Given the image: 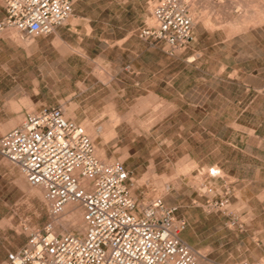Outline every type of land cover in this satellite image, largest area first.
Returning a JSON list of instances; mask_svg holds the SVG:
<instances>
[{
    "label": "rangeland",
    "instance_id": "obj_1",
    "mask_svg": "<svg viewBox=\"0 0 264 264\" xmlns=\"http://www.w3.org/2000/svg\"><path fill=\"white\" fill-rule=\"evenodd\" d=\"M156 1L76 0L79 11L94 23L78 20L74 25L79 26L65 39L52 41L51 33L29 48L13 33L1 35L10 42L5 53V60H11L7 94L15 89L17 93L0 106V135L21 122V111L35 110L37 105L54 103L68 119L79 109L95 119L78 122L95 152L104 161L123 163L134 180L137 200L158 196L178 207L176 214H183L188 223L186 233L197 243L193 248L207 258H200L199 264L260 259L264 256V92L260 91L264 0H193V41L183 51L192 68L182 72L169 65L179 54L169 57L160 44L143 41L154 51L151 58L138 45V31L151 23ZM90 33L96 38H86ZM24 54L26 65L18 73V59ZM59 61L57 77L52 71ZM243 84L253 89L250 98L257 96L244 114L245 106L236 103ZM122 93L125 103L117 104ZM229 157L230 173L217 164ZM209 167H217L230 183L231 209L238 216L235 224L203 208L198 184H211L218 193L223 188L221 179L198 175L197 170ZM43 196L42 189L30 187L15 167L0 158V264H8L10 247L19 250L30 232L48 222ZM69 208L60 217L64 222L69 220L65 215ZM75 209L73 220L81 233V211ZM54 227L55 233H77L75 226Z\"/></svg>",
    "mask_w": 264,
    "mask_h": 264
},
{
    "label": "built area",
    "instance_id": "obj_2",
    "mask_svg": "<svg viewBox=\"0 0 264 264\" xmlns=\"http://www.w3.org/2000/svg\"><path fill=\"white\" fill-rule=\"evenodd\" d=\"M193 0H157L151 23L138 38L160 44L169 57L182 53L193 41L196 25ZM0 36L13 33L33 43L63 25L72 13V0H0ZM0 158L15 167L30 187L43 190L48 222L30 232L8 264H197L207 260L180 237L188 223L163 197L139 201L134 180L122 162L100 160L84 127L65 117L60 107L26 111L21 122L0 135ZM218 178L223 188L204 181L197 192L207 214L220 213L236 223L231 190L217 167L197 170ZM147 198V197H145ZM81 211V233H55L54 221L66 206ZM1 243V238H0ZM235 264H264V256Z\"/></svg>",
    "mask_w": 264,
    "mask_h": 264
},
{
    "label": "crops",
    "instance_id": "obj_3",
    "mask_svg": "<svg viewBox=\"0 0 264 264\" xmlns=\"http://www.w3.org/2000/svg\"><path fill=\"white\" fill-rule=\"evenodd\" d=\"M73 1V7H72V13L70 15V17L67 19V23L65 22L63 25L57 27L55 29V31L52 33V37H51V40L54 41L55 39H59V40H63L65 39L66 37V34L68 32H72V29L73 27H77L79 25H74V23L76 21H86L88 23L89 26H91L94 21L92 20L91 16L88 15V14H85L83 12H80L79 9H78V5H75L76 3V0H72ZM3 9H2V15H3ZM3 17V16H2ZM91 32H93V30H91ZM87 37L86 38H90V39H95V35L93 36L92 33H90V35H86ZM46 37H42V38H38V39H45ZM37 40V39H36ZM138 45L140 47H143V51L146 50V53L147 55L150 54V57L153 58L154 56V51L153 50H149L147 49V46L144 45V42L141 41L140 39L138 40ZM10 48V42H9V39L8 37L6 36H0V106L1 105H5V101L10 99L11 97H13L17 92H15V90L12 91V93L10 95H8L7 93L10 92V85H9V82H11V77H10V63H11V60L8 59V60H5V53L6 51H8V49ZM20 51V50H19ZM21 52V51H20ZM185 52V51H184ZM184 52L180 53L179 55H177V57H175L173 59V61L169 62V65L170 64H173L175 67H178L179 68V72H182L183 70H190L192 68V66L190 65L191 63H188L186 61V57H189L188 56V53L187 54H184ZM25 53V52H24ZM21 58H22V63H21ZM19 61V70H18V73L21 72V70H24L23 68L21 69L22 66L25 67L26 65V55L24 54V56L22 57H19L18 59ZM24 64V65H23ZM151 64H153V62L151 61ZM58 67L53 70V74L56 75L58 77V75H60L61 73V68H59L62 64L61 62H57L56 64ZM128 69L130 68V66L127 67ZM42 73V71H41ZM151 84H153V81L151 82ZM138 86V84L136 83V87ZM125 89V88H124ZM261 92H264V86L263 88H260ZM80 90V89H79ZM242 98H240V101H236V103L240 104V105H244L245 108L242 110V114H244L245 112H248L250 111L251 107L253 105L256 104V100H257V96L253 97V98H250L249 97V93L251 92V90H253L252 88H250V85H245L243 84V87H242ZM255 91V90H254ZM84 91H81V93H83ZM80 93V92H79ZM261 95H263L262 93H260ZM123 93L120 95V100L121 102L117 103V104H124L125 102L123 101L124 97H123ZM251 96V95H250ZM264 96V95H263ZM99 97V96H98ZM100 98V97H99ZM105 98V97H104ZM106 99V98H105ZM104 99V100H105ZM113 99V98H112ZM247 99V102H244V100ZM250 99V100H249ZM264 99V98H262ZM249 100V101H248ZM10 100H8V104H9ZM104 104H108L107 101H104L103 102ZM116 104L115 102H112V104ZM75 104V103H74ZM74 106V105H73ZM42 107H57L54 105V103H48V105L45 103ZM40 106L37 105L36 106V109H39ZM22 112V115L26 112V111H21ZM75 122H80V121H83V122H86V121H91V120H95L93 119L92 117L88 116V115H82L80 113V110L79 109H75L73 111V119H71ZM99 120H103V119H99ZM217 152L218 154L221 152V151H218L217 149ZM232 159L231 157H229L228 159L226 160H222L220 159L219 161H217V164L223 169V170H226L228 173H230V171L228 170L229 168H227V165L229 163H231ZM217 166V165H216ZM235 175V174H233ZM183 214H180V216H182ZM181 239L183 241H185L186 243H188L189 245H191L192 247H196L197 246V243H195L194 241L191 242V239L189 238L188 234L185 232L181 233L180 235ZM16 249L13 248V247H10L8 249V253H11V252H15ZM261 254H264V246L263 248L261 249Z\"/></svg>",
    "mask_w": 264,
    "mask_h": 264
},
{
    "label": "bare ground",
    "instance_id": "obj_4",
    "mask_svg": "<svg viewBox=\"0 0 264 264\" xmlns=\"http://www.w3.org/2000/svg\"><path fill=\"white\" fill-rule=\"evenodd\" d=\"M197 10V9H196ZM194 12V11H193ZM193 15V14H192ZM246 16V15H245ZM262 17V16H261ZM263 18H264V16H263ZM255 19H256V17H255ZM204 20H206V19H204ZM260 22H261V20H260ZM67 23V22H66ZM263 23V22H262ZM244 26V25H243ZM246 26V25H245ZM244 26V27H245ZM34 43H26L25 42V46L27 47V48H29L31 45H33ZM85 129V128H84ZM93 128L91 127V126H89L88 127V130H92ZM85 131H86V129H85ZM87 132V131H86ZM96 153V156L100 159V160H102L100 157H99V155H98V152L96 151L95 152ZM176 184H178V183H176ZM175 184V185H176ZM180 184V183H179ZM32 188H34V189H37L38 187H32ZM38 189H40V188H38ZM165 189V188H164ZM166 189L168 190V187H166ZM165 192V191H164ZM70 207V208H69ZM69 208V211L67 212V213H65V215L66 216H68L69 217V220H68V222H64V221H62L61 219H60V217H62V215L64 216V213H62V215L61 216H59L55 221H54V225L55 226H57V225H59V224H63V225H65V226H75V232H77V233H79L78 232V229H80L81 230V226L80 225H76V222L73 220V217H74V214H75V206H73V205H68V206H66V208H65V210H67ZM64 210V211H65ZM67 223V224H66ZM82 226H83V224H82ZM199 262H200V260H198V263L197 264H199Z\"/></svg>",
    "mask_w": 264,
    "mask_h": 264
}]
</instances>
